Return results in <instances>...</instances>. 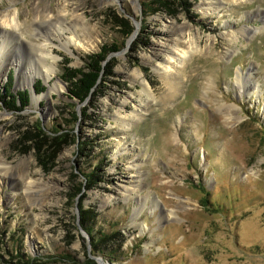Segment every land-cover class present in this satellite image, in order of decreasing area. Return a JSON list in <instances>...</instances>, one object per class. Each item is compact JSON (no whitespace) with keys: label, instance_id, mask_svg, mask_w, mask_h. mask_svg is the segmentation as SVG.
<instances>
[{"label":"rangeland","instance_id":"rangeland-1","mask_svg":"<svg viewBox=\"0 0 264 264\" xmlns=\"http://www.w3.org/2000/svg\"><path fill=\"white\" fill-rule=\"evenodd\" d=\"M205 2L0 0V22H23L0 29V264H264V0ZM58 12L84 27L67 49ZM36 43L62 92L32 105L47 85L17 82L39 67ZM103 48L79 103L63 69ZM9 83L26 106L10 108Z\"/></svg>","mask_w":264,"mask_h":264},{"label":"bare ground","instance_id":"bare-ground-1","mask_svg":"<svg viewBox=\"0 0 264 264\" xmlns=\"http://www.w3.org/2000/svg\"><path fill=\"white\" fill-rule=\"evenodd\" d=\"M206 1H208V2H205L207 4L214 2V0H206ZM58 15H59V18L54 20V25H57L55 30L57 33H60L62 36H64L66 34V31L69 32L70 38H68L66 42H64V43L62 42V44H60V46L62 48L67 49L71 44L75 43L74 38L76 37V35L78 33L77 31L78 30H84V27L82 25V22H77V21H75L74 23L69 22L68 26H65L64 23H66V21L68 20V19H66V15L62 14V13L60 14L59 12H58ZM22 23L20 22L18 14L16 12L12 11V12L7 13L6 16L4 17V19H2V21L0 22V29H2L4 27V28L11 29V31L12 30H14V31L19 30L20 31L21 27L23 26ZM55 23H58V24H55ZM172 34L174 36L177 35L176 36L177 39H175V41L173 39H169V41H168L169 43L168 42L165 43L164 53L167 55V59H168L167 62H170V60L174 59L173 56H174L175 51H176L175 48H173V44H171V43L172 42H174L175 44L179 43V32L174 29ZM44 40H46V39H44ZM46 46H47L46 44H37V43L33 44L34 57H35L37 64L39 65V67L35 70L34 73H32V76L30 78H27L28 81L26 83H23L20 80L17 82L18 88L23 87L24 84H25V86L31 88L34 81L37 78H40L44 82V84L47 85V87L49 89L47 94H45V95L43 94V95L38 96L36 98L32 97V99H31L32 105L36 104L40 100L46 99L48 96L50 97L54 93H61L62 92L61 87H58L56 85H53L51 87L49 85L52 77H54V75L56 73L57 57L54 55L53 50H48V48H46ZM159 54H160L159 51L154 50L153 57H158ZM187 54H188V52H186V51L180 52V55H182V58H185L187 56ZM162 69H163V71L167 70L166 67H162ZM2 70H3V64H2V61L0 58V77H2V74H3ZM130 78L134 82H138V80L141 78V75L137 72H134V73H132ZM142 83L143 84H141V85L143 86L144 94L146 96H150L149 92H148V86L144 82H142ZM143 104H140V110H139L140 112H142L144 110L143 107H145V103H143ZM124 106L125 105H123V108H124ZM230 108L233 109V107H231V106H230ZM226 109L227 110H225V112L227 114L231 113V115L234 116L233 110L230 111L229 107H226ZM134 115H135L134 117L138 116L139 112L137 114L134 113ZM122 123H123V121H122ZM123 125H125V124H123ZM10 170H11V168L5 166L3 164V162L0 161V174L6 175V176L12 175ZM137 179H138V182H137V184H138L140 182L139 181L140 175H139V177H137ZM137 184L132 189H129L128 187H126V188L122 187V189H121L122 194L126 195L125 196L126 198L132 197V195L133 196L139 195L140 187ZM32 187L27 185L25 193L28 195V197L30 195L35 196V195H33L34 194L33 191H30Z\"/></svg>","mask_w":264,"mask_h":264},{"label":"trees","instance_id":"trees-1","mask_svg":"<svg viewBox=\"0 0 264 264\" xmlns=\"http://www.w3.org/2000/svg\"><path fill=\"white\" fill-rule=\"evenodd\" d=\"M111 49L103 48L100 54L90 56L87 59V65L83 68L64 67L60 78L67 84L68 93L71 98L77 100L79 103H82L92 94V92L96 89L100 78L102 70L100 63L105 59L106 54H108ZM68 63L65 64L68 65ZM10 85L11 83L5 87V93L9 98L11 105L10 108L17 110L16 100L19 101L21 107L26 106L28 102V95L20 92L16 98V96L9 93ZM93 251H95L94 246Z\"/></svg>","mask_w":264,"mask_h":264},{"label":"water","instance_id":"water-1","mask_svg":"<svg viewBox=\"0 0 264 264\" xmlns=\"http://www.w3.org/2000/svg\"><path fill=\"white\" fill-rule=\"evenodd\" d=\"M96 261H97L99 264H103V263H102V258H101V257H97V258H96Z\"/></svg>","mask_w":264,"mask_h":264}]
</instances>
